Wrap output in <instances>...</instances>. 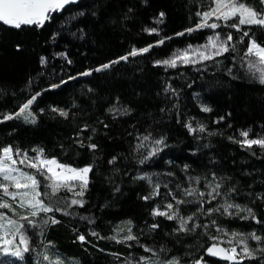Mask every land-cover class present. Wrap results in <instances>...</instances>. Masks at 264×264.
Returning a JSON list of instances; mask_svg holds the SVG:
<instances>
[{
  "label": "trees",
  "instance_id": "1",
  "mask_svg": "<svg viewBox=\"0 0 264 264\" xmlns=\"http://www.w3.org/2000/svg\"><path fill=\"white\" fill-rule=\"evenodd\" d=\"M245 2L260 7L258 0ZM210 6L211 0H81L53 13L43 27L15 29L0 23V113L18 111L32 94L41 93L31 106L37 122L25 123L20 118L0 123V146L12 145L27 151L29 156L35 155L32 149L43 148L47 157H55L61 163L73 167L92 165L84 206L70 209L73 215L51 213L60 223L48 225L43 236L35 233L37 237H31L32 250L22 264H34V256L38 260L36 253L44 250L42 242L47 241L52 242L51 252L71 264H125L129 257L138 260L140 256L160 261L178 257L181 264H192L202 257L205 264H230L206 251L214 243L210 236H219L223 241L221 247L232 246L226 241L231 237L218 233L216 227L228 233L255 231L264 237V223L220 213H198V201L183 197L176 187L192 186L207 193L204 178L211 179L215 173L224 178L222 191L235 187L232 202L251 207L257 218L264 221V199L257 198V194L264 195V149H248L234 142L243 139L239 133L245 130L249 131V139L264 137V84L250 75L246 61H241L249 37L240 43L241 32L222 26L220 31L232 33L237 52L195 66L170 68L156 64L177 50L207 42L213 30H186L199 22L195 13ZM73 16L75 19H71ZM151 28L157 31L145 30ZM242 29L264 44V29ZM160 40L164 42L158 43ZM150 45L146 53L94 71L128 55L132 49ZM60 53H66L67 59ZM42 57L45 63H41ZM228 68H233L232 75ZM85 71L91 74L80 75ZM53 84L60 86L51 88ZM169 85L175 94L165 91ZM202 104L212 110L201 111ZM113 105L128 109L129 114L114 118L107 111ZM53 108L67 111L68 117L53 112ZM187 122H192L193 127L203 124L206 131L190 133L185 127ZM85 124L89 130L82 132L80 139L87 143L86 138L91 136V142L98 145L95 151L77 143V133ZM147 132L154 138L165 137L167 147L140 164L139 159L147 153L151 142L136 152V136ZM113 157L117 159L110 164ZM145 174L161 184V194L148 201L141 197L152 188L146 180L137 178ZM189 176L201 177V183L190 185ZM38 179L43 192L45 182L42 177ZM169 190L177 199L193 201L179 205L181 215L196 213L194 222L209 227L177 233V221L153 217V208L159 205L163 211V205L175 203L167 195ZM59 196L72 194L61 191ZM204 199H208L207 195ZM223 202L222 197H217L203 207L206 210ZM212 220L216 226H212ZM129 221L139 243H116L90 234L95 231L100 237H109L123 228L125 231L119 232L123 236ZM153 223L159 227L150 230L147 226ZM78 233L84 234L87 242H79ZM248 244L253 249L264 247V241L258 244L248 240ZM140 245L151 247L156 254L145 252ZM255 254L256 259H245L243 264H264V253Z\"/></svg>",
  "mask_w": 264,
  "mask_h": 264
},
{
  "label": "snow or ice",
  "instance_id": "2",
  "mask_svg": "<svg viewBox=\"0 0 264 264\" xmlns=\"http://www.w3.org/2000/svg\"><path fill=\"white\" fill-rule=\"evenodd\" d=\"M78 0H0V23L7 25L15 29H21L24 26H38L43 27L44 24L52 18V14L60 12L66 9L67 5L75 4ZM260 7H254L253 5L246 3L245 0H211V5L206 11H197L195 15L199 18V22L194 28H189L186 31L191 33L199 29H212L213 35L207 37V43L204 45L192 46L177 50L169 58L156 61L157 65H163L170 68H176L178 65H197L202 64L209 60H215L217 57L229 52H237L236 46L232 43L233 35L231 32L227 33L224 38H221V34L215 30L222 27L221 23L216 21H222L223 26L236 29L241 32L240 43H244V38L249 37L241 61H246V71L258 78L261 84H264V44L259 43L256 38L250 35L249 31H245L241 26L259 27L264 29V0H258ZM131 11V9H129ZM79 15H84L80 12ZM92 15H96L95 12ZM160 18L164 16L161 12ZM75 19V17H71ZM211 21V22H210ZM231 21V23H229ZM150 33H154L157 30L155 28L145 29ZM82 31V30H81ZM178 35H184V33H178ZM164 41L160 40L158 43L162 44ZM132 49L128 55L122 56L119 60L112 61L107 64H103L100 67L94 69V71H102L111 67L112 64L119 63L120 60L127 61L129 56H136L149 51V48ZM67 59L66 53H60ZM254 58V59H253ZM45 59L41 58V63H45ZM218 62V61H217ZM71 63V60H68ZM241 67H245L244 63H241ZM229 75L233 74V68H228ZM90 71L80 73V75H90ZM235 78V77H233ZM75 79V77H70ZM61 83H66L61 81ZM58 84H53L50 87H59ZM166 92L171 91L175 94V90L169 85ZM41 95L40 92H36L31 95L22 103L18 111L13 113H0V123L5 121L23 118L25 123L35 124L37 122L35 113L31 110V106L36 101L37 97ZM212 109L207 105H201V111L210 112ZM53 112H57L60 116L67 118L69 113L63 109H52ZM107 111L114 116L127 115L129 110L122 107H116L113 105L109 107ZM163 111V109H162ZM223 119V117H221ZM103 123V121H101ZM107 128L108 125L104 124ZM185 127L190 133L206 131L203 124H197L193 127L192 122H187ZM89 130V125L85 124L77 133V143L81 147H87L91 151H95L98 145L92 143V137L88 136L85 143V139H80V134ZM95 128L92 132L95 133ZM212 133H209L211 135ZM242 140L234 141L239 143L242 147L251 149L253 146H259L264 149V137L249 139V131H241L239 133ZM138 143L134 147V151L141 152L146 147V142H151V146L146 154L142 153V158L139 159L140 164H144L146 161L156 156L160 151H163L164 147H167L166 138L161 136L154 138L151 132L146 134H139L136 136ZM229 139H233L229 137ZM32 151L34 156H29L27 151L19 148H14L12 145L0 146V209H7L13 215L9 216L5 212L0 211V253L3 255H10L17 259H23L24 253L30 252V238L28 236V229H39V235H44V228L50 224H58L60 221L55 219L54 216H48V213L62 212L63 215H73L69 210L74 206L83 207L85 201L83 199L89 185V173L92 172V165H86L84 167H73L69 164L59 162L55 157L49 158L45 155L43 148H34ZM117 158L113 157L109 163L112 164ZM25 166L27 168L35 170L33 172L24 171ZM185 165V170L187 169ZM169 175H173L169 173ZM45 182V191L41 192V179ZM141 180H146L151 186L152 190L148 195L141 198L145 201L153 199L159 196L161 184L159 182H153L152 177L145 174L137 177ZM223 177H217L215 173H212L211 179L204 178L206 181L205 187L209 189L207 193L200 191L197 187L189 186L187 188H181L177 185V189L183 197H193L198 203L199 207L197 212L203 215L211 216L213 213H220L227 216H237L240 219H251L257 224L264 223L261 219L257 218L255 212L251 207L242 206L238 203H234L231 200V195L236 192L235 187H232L226 191H222L224 188ZM191 184L199 185L201 183V177H188ZM164 187L168 185L165 183ZM50 190V191H49ZM119 191V188L116 189ZM65 191L71 193L72 197H61L59 193ZM167 195L172 196V200L175 203L168 202L163 205L165 210H161L158 205L153 208L151 215L153 217L162 216L168 220H175L178 222V227L175 232L191 233L195 232L197 228L203 227L207 229L208 224L201 225L194 222L193 215L187 217L180 214L179 205L191 203L193 201L187 199H177L176 196L168 191ZM207 195L208 199L205 200ZM217 197H222L224 202L219 203L215 207H209L204 209V203L212 204ZM8 198V199H5ZM47 199V203L45 202ZM258 199H264V195L257 194ZM23 210V213L18 211ZM43 214V216L41 215ZM81 219H88L87 217H81ZM93 221L89 220V223ZM191 223V227L189 224ZM212 226H216V221H211ZM150 230H155L159 227L158 223H153L147 226ZM125 229L120 228L116 235L109 237H100L99 233L91 231L92 236H96L99 239H111L116 243H127L129 241H136L139 243V236L132 232L131 221L128 222L126 234L119 235V232H123ZM218 233H222L224 236H230L227 240L228 245L231 247H221L220 244L223 241L219 236H210L209 238L214 243L209 246L206 251L209 255L219 257L230 264H243L245 259H256V252L264 253V247L253 249L249 247L248 240H254L258 244L264 241V237L257 235L255 231L250 233H228L226 230L216 227ZM76 239L81 242H87V237L84 234H77ZM44 251L38 254L37 264H64V261L57 254L55 258L49 255L47 249L53 247L51 241L47 243L42 242ZM131 247V245H129ZM145 252H151L155 255L154 249L146 245H140ZM239 247V251L237 250ZM164 251V249H161ZM134 257H129L125 260V264H134ZM203 258L195 259L192 264H202ZM135 264H181V260L178 257H173L168 260H152L146 256H140L138 260H135Z\"/></svg>",
  "mask_w": 264,
  "mask_h": 264
},
{
  "label": "rangeland",
  "instance_id": "3",
  "mask_svg": "<svg viewBox=\"0 0 264 264\" xmlns=\"http://www.w3.org/2000/svg\"><path fill=\"white\" fill-rule=\"evenodd\" d=\"M211 22V21H210ZM217 23H221L222 24V26H223V22L222 21H216ZM231 22V21H230ZM242 27V26H241ZM220 28H222V27H220ZM220 28H218V29H216L215 31L216 32H219L220 34H221V38H224L225 36H226V32L225 31H220L219 29ZM212 30V29H211ZM207 43V42H206ZM206 43H203V44H201V45H204V44H206ZM194 46H198V45H194ZM21 167H23L24 168V171H27V172H33L34 173V171L35 170H33V169H30V168H27V167H25V166H21ZM90 174V173H89ZM5 199H8V198H5ZM0 211H3V212H5L7 215H9V216H12L13 214L11 213V212H9L7 209H0ZM18 211H20V212H22L23 213V210H19L18 209ZM51 213H48L47 215L48 216H51L50 215ZM42 216H43V214H41ZM45 229V228H44ZM35 233H38L39 234V229H28V236H29V238H30V243H31V237L32 236H36V234ZM37 237V236H36ZM228 239H230V238H227L226 239V241L228 240ZM237 249H238V247H237ZM44 251V250H43ZM47 251H48V253H49V255H51V256H53V258H55V256H56V254H54L53 252H51V250L50 249H47ZM42 252V251H41ZM41 252H38V253H36V255H37V257H38V254L39 253H41ZM31 253V251L30 252H27V253H24L23 254V256H24V258L21 260V259H17L16 257H13V256H10V255H3L2 253H0V264H22V263H24L25 261H26V256L28 255V254H30ZM39 258V257H38ZM62 259V258H61ZM37 259H36V257L34 256V264H37V261H36ZM63 260V259H62ZM64 261V264H71V263H69V262H67V261H65V260H63ZM22 262V263H21Z\"/></svg>",
  "mask_w": 264,
  "mask_h": 264
},
{
  "label": "water",
  "instance_id": "4",
  "mask_svg": "<svg viewBox=\"0 0 264 264\" xmlns=\"http://www.w3.org/2000/svg\"><path fill=\"white\" fill-rule=\"evenodd\" d=\"M80 1H81V0H78V2H80ZM78 2H77V3H78ZM70 5H71V4H70ZM70 5H67L66 7H68V6H70ZM62 11H63V10H62ZM62 11H60V12H62ZM202 264H205L204 261H202Z\"/></svg>",
  "mask_w": 264,
  "mask_h": 264
}]
</instances>
